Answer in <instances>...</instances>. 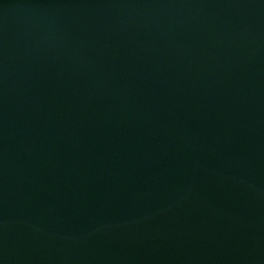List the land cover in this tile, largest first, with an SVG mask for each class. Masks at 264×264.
Instances as JSON below:
<instances>
[{"label": "water", "instance_id": "obj_1", "mask_svg": "<svg viewBox=\"0 0 264 264\" xmlns=\"http://www.w3.org/2000/svg\"><path fill=\"white\" fill-rule=\"evenodd\" d=\"M0 264H264V0H0Z\"/></svg>", "mask_w": 264, "mask_h": 264}]
</instances>
